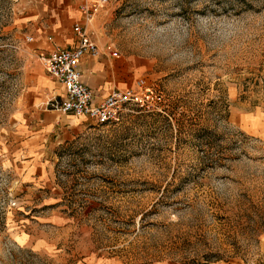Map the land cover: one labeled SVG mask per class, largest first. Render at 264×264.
I'll use <instances>...</instances> for the list:
<instances>
[{
	"label": "rangeland",
	"instance_id": "1",
	"mask_svg": "<svg viewBox=\"0 0 264 264\" xmlns=\"http://www.w3.org/2000/svg\"><path fill=\"white\" fill-rule=\"evenodd\" d=\"M42 3L0 0V264H264V0H110L107 124L53 109Z\"/></svg>",
	"mask_w": 264,
	"mask_h": 264
},
{
	"label": "built area",
	"instance_id": "2",
	"mask_svg": "<svg viewBox=\"0 0 264 264\" xmlns=\"http://www.w3.org/2000/svg\"><path fill=\"white\" fill-rule=\"evenodd\" d=\"M109 2L110 0H79L80 18L72 27L76 38L74 45H57L51 50L36 52L38 60L49 75L65 88V96L54 97L53 109L63 114L87 117L99 124L118 120L124 108L136 97L132 90L114 88L102 100L97 101V95L87 85L79 68L82 59L100 54L90 26L99 11ZM27 40L33 41V36H27ZM112 54L117 55L116 52Z\"/></svg>",
	"mask_w": 264,
	"mask_h": 264
},
{
	"label": "crops",
	"instance_id": "3",
	"mask_svg": "<svg viewBox=\"0 0 264 264\" xmlns=\"http://www.w3.org/2000/svg\"><path fill=\"white\" fill-rule=\"evenodd\" d=\"M40 2H43L42 4H47L50 6V8H52L51 12L55 14V16L50 17L48 14L41 15L43 17L47 16L51 22L62 21L61 17H63V20L65 21H68V19L70 20L71 17H74L71 24L59 28L58 32H55L54 34L51 33L50 37L52 39L44 40L40 46L45 50H51L57 45L63 47H72L76 39L72 27L74 22L80 18L78 10L79 0H40ZM56 11H58V13H56ZM98 56L94 58L90 56L85 57L82 59L79 68L83 73V78L87 85L97 95V101H100L113 90L112 89L108 92V90L115 83V78L113 77L115 69L112 67L113 65L110 63V59H107L109 57H104L101 55L99 57ZM55 81V84L59 89L56 90L57 93H54L53 96H65L64 86L57 80ZM35 96L36 99H38L39 95L36 94ZM40 96L42 95L40 94Z\"/></svg>",
	"mask_w": 264,
	"mask_h": 264
}]
</instances>
